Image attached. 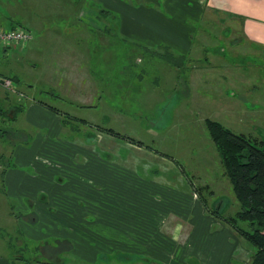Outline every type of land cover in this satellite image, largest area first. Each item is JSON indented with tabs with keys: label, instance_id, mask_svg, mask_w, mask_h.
Segmentation results:
<instances>
[{
	"label": "crops",
	"instance_id": "1",
	"mask_svg": "<svg viewBox=\"0 0 264 264\" xmlns=\"http://www.w3.org/2000/svg\"><path fill=\"white\" fill-rule=\"evenodd\" d=\"M145 1H155L158 8L132 5L127 0H32V6L36 8L73 9L58 16L57 22L51 18L46 21L43 9L40 10V18L31 22L39 29L38 38L27 26L33 34L28 46L24 47L27 51L24 56L28 55L31 62L28 71L40 73L29 80L30 91H24L27 99L14 101L7 94L4 97L11 105L8 109L0 105L1 118L8 119L13 125V129L0 126V142L8 135L15 138L11 139L10 147H0V157L4 161L6 157H14L18 165L9 168V163L4 166L0 162V181L3 183L2 189L0 186V213L5 215L7 230L21 228L30 237H35L37 230L17 215L38 216V237L45 241L51 238L71 242L70 257L75 264H129L119 258L122 255L143 256L157 260L159 264H190L192 257L200 264H231L239 245L237 234L208 212L202 197L194 195L181 175L168 174V171L174 172L169 159L157 158L162 170L168 171L161 173L159 169L158 174L148 176L153 188L151 185L145 187L144 176L131 169L151 163L141 162L138 156L134 159L122 157L124 148L131 150L133 156L142 155L144 149L117 142L109 135L98 133L105 137L104 147L108 151L117 150L120 154L121 158L116 162L98 158L96 154L87 157L86 152L92 151L88 141L83 143V158L70 160L65 155L71 151L73 156L75 146L71 144L68 148L58 141L57 136L74 131L73 127L61 118L64 112L53 107L58 110L54 111L48 102L36 99L38 93L71 103L67 98H105L109 93L106 88L111 87L112 80L110 77L106 80L105 70L97 65V59L105 61L103 56H97V52L106 48L110 50L111 31L106 25L101 26L106 13L97 15L96 6L115 13L119 37L136 45L141 53H173L181 58L180 64L184 68L191 61L190 55L196 44L193 38L195 25H201L202 19L208 15L231 18L227 22L229 29L238 31V34H231L234 37L230 49L235 53L264 51V0ZM50 23L56 24L55 29L51 30ZM0 27L11 29L14 26L5 28L0 22ZM55 40L60 42L55 44ZM34 44L38 47L33 50ZM202 48L208 54V49ZM0 49L7 53L9 48L0 46ZM168 66L176 72L180 69ZM191 67L183 76L190 89L178 103L185 104L188 110L173 115V121L180 117L182 124L189 127L197 123L199 108H206L202 101L206 98L192 96L193 84L196 85L197 80L204 81L205 87L210 81L208 71L215 75L211 79L218 80L228 78L224 74L226 69L232 72L236 69L225 64L214 66L209 62ZM96 70L100 73L97 74ZM5 79H12L17 85L22 83L18 75L0 72L2 90H5ZM99 87L104 88L102 92ZM23 100L27 103L24 108L21 107ZM196 103L199 104L198 110H191L189 106ZM84 104L78 107L95 106L94 100ZM211 105H214L212 112L217 114L218 110H224L223 98L214 100ZM119 117L120 122L125 120V116ZM110 119L111 116L107 120ZM206 119H203L205 127ZM33 128H47L48 131L45 136L31 139ZM13 142L19 145L12 149ZM25 167L33 171L28 173L23 170ZM8 199L15 200V205L10 202L11 207L8 206ZM5 242L9 247L10 238ZM0 264L8 263L0 260Z\"/></svg>",
	"mask_w": 264,
	"mask_h": 264
},
{
	"label": "rangeland",
	"instance_id": "2",
	"mask_svg": "<svg viewBox=\"0 0 264 264\" xmlns=\"http://www.w3.org/2000/svg\"><path fill=\"white\" fill-rule=\"evenodd\" d=\"M59 1L57 0V2ZM127 1L132 5H144L146 7L150 5L151 8H158L155 1ZM32 4V0H0L1 25L5 28H11L12 26L21 24L27 30H29L27 28L29 26L38 38L39 32L37 30L39 29L35 24L32 26L33 23L31 22H35L34 19L37 17L40 18V10L43 9V17L46 21H48L47 18H51L50 20L57 22L58 16L67 14L68 11H72L73 9H58L52 6L50 8H36ZM103 10L102 7L96 6L97 15H103ZM105 13L106 17L104 16L105 20L101 26L106 25L111 31V48L110 50L106 48V50L102 49L97 52V56H103L105 59L104 62H100L97 59V65L101 66L102 71L105 70L106 80L109 77L112 80L111 87L106 88V91L109 93L105 94V98H67L71 102L67 103L63 99L46 98L47 96L44 94H36V99L45 100L52 107L60 109L65 113L61 118H65L71 124V127L79 129V131L74 130L76 132L69 131L57 136L58 141L67 145L68 148L72 145L75 146L73 147L75 148L73 156L70 151L65 157L70 160L73 158H83L85 154L83 143L88 141V147H91L89 149L92 151L90 153L86 152L87 157L96 154L95 156L98 158L112 159L113 162H116L118 158H121L120 154H118L117 150L108 151L104 147L105 137L98 134L94 128L96 125L110 127L117 133L144 142L145 145L150 146L154 150L151 152L144 149L142 155L137 154L134 156L131 155V150L125 148L122 150L123 158L129 159L132 157L134 159L138 156L141 162L148 161L151 163L148 166L140 164L131 168L137 175L144 176V180L146 181L144 183L145 187H149L152 183L148 176L158 174L159 169L161 173L168 171V169L162 170L160 166L161 162L157 158L164 159V157L157 154L160 153L168 156L167 159L174 166L171 167V169H174V172L169 173L168 171V174L181 175L185 182L186 179L191 178L199 186L208 184L215 191V194L211 195L205 191L203 195L211 208H218L221 213L226 215L235 214L240 208L239 203L235 198L229 178L224 176L220 155L209 137L203 119L205 117V119L209 118L218 121L236 134H243L253 140L263 142L264 148V51L235 53L230 49L234 37L231 34H238V31L229 29L227 22L231 18L208 15L207 18L202 19L201 25H195L196 33L193 38L196 44L193 53L190 55L191 61L189 60L188 62L187 60L188 65H185V68L183 64H180L181 58L176 56L175 61L180 65V69L176 72V69L169 68L168 64H172L169 63L170 58L167 57V54L163 55V52H161L160 54L152 55L146 51L141 53V50L136 45L129 42V40L127 43L124 38L119 37L115 13L108 10ZM49 25L50 27L52 26L51 30L56 27L55 23H50ZM29 31L31 32V30ZM38 41L37 39L36 42L38 43ZM58 41L60 42V40H55L54 43H59ZM106 42H109V40L106 39ZM33 46V50L38 47L35 44ZM202 47L208 49V54L204 53ZM24 49L22 46L9 47L7 53L3 49H0V72L6 75L16 74L22 80V83L19 85L14 83L12 90L9 88L2 90L0 88V105L7 109L11 103L4 96L10 94L14 98V101L17 98H26V92L30 91L28 87L29 80L33 77H38L37 74L40 73V71H28L30 60L28 55L24 56L27 52ZM222 50L225 52L222 53ZM34 56L38 57V55ZM208 62L214 64V66L216 64H225L229 68L236 67V69L233 70L234 72L227 71L226 69L224 74L228 78H219L218 80L211 79L215 75H212L211 71H208L210 78L207 79H210V81L205 87L203 86L204 81L197 80L196 85L193 84V89L191 90L192 96L206 98V100H202L206 104V108H199L198 103L194 104L195 106H189L191 110L201 109V113L199 110L197 111L199 113L196 116L197 123L191 124L192 126L189 127L182 124L183 119L180 117L175 118L173 121V115L178 111L188 110L185 104H181V102L178 104L179 99L184 98L188 93L187 90L190 89L188 87L189 82L183 76L188 74L190 66L194 67L199 64H207ZM31 65L34 67V63ZM103 65L105 69L102 67ZM172 66L174 67V65ZM96 71L97 74L100 73V71ZM16 89L21 90H17L19 94L16 93ZM99 89L102 92L104 88L99 87ZM219 98H223L224 100V110L221 112V110H218L220 109L218 107L216 109L218 110L217 114L215 111L212 112V106L214 105H211V103ZM87 100L88 102L94 100L95 106L93 108L78 107V105H86L84 103H88L86 102ZM21 103L27 105L24 100ZM174 107L176 108L173 110ZM120 115L125 116V120L122 122L119 119ZM73 116L75 118H72ZM109 116L112 117V120H107ZM3 120L4 118L0 117V126H4V129H13L12 123L6 118ZM78 120H87L89 122L88 124H83L78 122ZM33 130L34 132L30 136L31 139L37 136H45L48 131L47 128L41 130L33 128ZM87 133L90 136H93V134L96 136L93 138L88 136ZM11 139L15 138H11L9 135L6 138L4 137V141L0 142V147H10ZM15 145L18 146L19 144L13 142L12 149ZM76 150L78 151L76 152ZM0 162L4 166L9 163V168L18 166L14 157H11V159L6 157L5 161L0 157ZM168 164L170 166L169 162ZM23 170L28 173L33 171L27 167L23 168ZM2 185L1 180V189ZM151 187L153 188L152 185ZM10 202L15 205V200L8 199V206L11 207ZM18 216L26 220L24 221L25 224L34 226L32 228L37 230L35 237H30L25 232L21 237L22 242H20L19 237H17L19 232L14 231L15 228L12 231L7 230L5 215L4 213H0V260L8 264H18L21 260L29 264H38L36 263L37 260L44 259L39 250L40 241H45V239L41 240L38 237L40 231L38 216ZM10 237L13 249L9 248L5 242ZM237 237L239 240L238 249L236 250L235 257L230 262L231 264H250L256 249L243 238H240L238 235ZM47 242H51V238H48ZM63 260L65 264L72 263L70 256L69 258L64 256ZM154 261L159 263L157 260ZM96 264H99V262ZM190 264H200V262L198 259L192 257Z\"/></svg>",
	"mask_w": 264,
	"mask_h": 264
},
{
	"label": "trees",
	"instance_id": "3",
	"mask_svg": "<svg viewBox=\"0 0 264 264\" xmlns=\"http://www.w3.org/2000/svg\"><path fill=\"white\" fill-rule=\"evenodd\" d=\"M106 12V11H105ZM102 11V13H105ZM108 13V12H107ZM22 26H14L11 29ZM150 52V51H149ZM152 55L160 54L161 52H150ZM167 54L170 58L169 63L180 67L177 64L176 56L173 53ZM12 80V79H11ZM14 82V80H12ZM18 82L17 80H15ZM17 93V90H15ZM19 94V92L17 93ZM45 104V103H44ZM25 105L21 107L24 108ZM52 110L58 111L51 107ZM0 117L3 115L0 114ZM8 120V119H7ZM67 122V120H65ZM206 129L213 141L221 158V164L224 170V176L229 178L232 185V190L237 202L239 210L233 215L221 213L218 208H211L203 192L208 191L211 195L214 193L208 186H200L197 188L199 196L208 212L214 215L217 219L229 226L240 238L246 240L252 245L256 251L252 256L250 264H264V148L263 142L253 140L243 134H236L222 123L207 119L205 121ZM108 133L127 140L128 138L114 132L106 130ZM131 143L143 146L142 142L135 139H128ZM17 217H19L17 215ZM41 242V241H40ZM10 248L13 249L11 242ZM42 245V242H41ZM43 244L42 246H44ZM70 247H67L69 250ZM23 250V249H22ZM44 257V254H42ZM46 256L43 260H37L38 264H57L54 260ZM53 259L56 260L55 257ZM18 264H29L21 260Z\"/></svg>",
	"mask_w": 264,
	"mask_h": 264
},
{
	"label": "flooded vegetation",
	"instance_id": "4",
	"mask_svg": "<svg viewBox=\"0 0 264 264\" xmlns=\"http://www.w3.org/2000/svg\"><path fill=\"white\" fill-rule=\"evenodd\" d=\"M21 99H27V98H21ZM75 118V117H74ZM207 120V119H206ZM78 122H81L83 124H88L89 121L87 120H78ZM71 125V124H70ZM93 127V126H91ZM96 129V131L98 133H103V134H106V135H109L111 137H113L114 139L117 140V142H121V143H124V144H131V145H134V146H137V147H140V148H143V149H146V150H149L151 152H153L154 150L150 147V146H147L144 144V142L140 141V140H136L138 142H142L144 145L143 146H140V145H137V144H134V143H131V141H128V139H134L132 137H128V136H125L127 137L128 139L127 140H123V139H120L110 133H108V131L106 130H113L114 132H116L114 129L110 128V127H106V126H100V125H96L94 127ZM73 130H76V131H79V129H75V128H72ZM117 133V132H116ZM121 134V133H119ZM122 135V134H121ZM90 136V135H89ZM95 134H93V136H90V137H93L95 138ZM210 137V136H209ZM213 142V141H212ZM216 147V146H215ZM158 155H160L161 157H165V158H168V156H165V155H162L160 153H157ZM183 173V172H182ZM186 182L187 184L191 187L194 195L196 197H200L199 196V193L196 191L197 188H199L200 186H207V185H197L194 181H192L191 178L189 179H186ZM210 187V186H209ZM210 190L215 194V191L213 189H211L210 187ZM208 192V191H206ZM213 194V195H214ZM211 214V213H210ZM212 215V214H211ZM35 216V215H34ZM213 217H215L214 215H212ZM216 218V217H215ZM217 219V218H216ZM219 220V219H217ZM35 221V219H34ZM17 232H19V234H17V237H19V241L22 242V239L21 237L23 236V232L21 230H18ZM48 240L46 241H41L42 242V245L45 244L44 246L40 245L39 247V250L41 252V254H44V257L46 256V258L48 256H52V258H48L50 260H54L57 264H65L64 263V256L65 257H68L70 256V253H71V250H72V246H71V242L69 241H60V240H51V242H47ZM10 243H11V237H10ZM67 247H70L69 250H67ZM10 248V246H9ZM53 253V255L51 254ZM54 253L56 254V257L54 256ZM53 257H55L57 259V261L55 259H53ZM118 257V256H117ZM119 258L123 259V260H126V261H129L130 263L129 264H136L138 262H142V263H146V264H159L149 258H146V257H143V256H133V255H122V256H119ZM71 264H74V262L71 260ZM136 262V263H134Z\"/></svg>",
	"mask_w": 264,
	"mask_h": 264
},
{
	"label": "built area",
	"instance_id": "5",
	"mask_svg": "<svg viewBox=\"0 0 264 264\" xmlns=\"http://www.w3.org/2000/svg\"><path fill=\"white\" fill-rule=\"evenodd\" d=\"M32 39V33L23 27H16L14 29H3L0 27V46L4 48L24 46ZM5 88L12 90L13 82L11 79L4 80Z\"/></svg>",
	"mask_w": 264,
	"mask_h": 264
}]
</instances>
